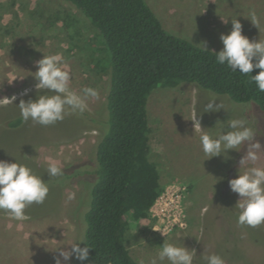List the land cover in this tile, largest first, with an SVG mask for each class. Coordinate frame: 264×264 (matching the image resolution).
Here are the masks:
<instances>
[{
	"label": "rangeland",
	"instance_id": "obj_1",
	"mask_svg": "<svg viewBox=\"0 0 264 264\" xmlns=\"http://www.w3.org/2000/svg\"><path fill=\"white\" fill-rule=\"evenodd\" d=\"M145 1L165 30L199 47L203 42L207 49L220 51L219 36L231 30L235 19L241 23L243 35L264 40V0ZM252 13L257 27L251 21ZM100 42L87 18L64 0H0V97L16 96L13 104L0 106V160L16 159L49 180L46 200L28 206L26 219H13L0 210V264H55L59 255L55 248L70 249L69 244L81 236L80 216L87 204L90 175L60 184L52 182L57 176L49 177L46 168L55 163L63 170L69 166L91 170L100 130L80 118H68V111L63 120L48 126L31 121L15 128L3 129V125L8 117L20 114V99L36 98L37 81L32 75L35 61L43 54L62 58L59 66L70 73V91L81 95L85 87L96 91V96L86 98V110L98 117L107 88V67L98 61L104 55L103 47L100 52L94 50ZM25 89L29 90L26 95ZM213 96L214 103H222L226 110L203 111ZM147 111L151 157L159 164L162 185L186 187L182 198L185 225L162 236L152 231L150 220L131 223L125 234L131 256L137 262L143 259L144 264H151L154 258L157 264H168L159 261L158 251L163 242H170L195 249L193 264H203V251L218 253L226 264H264V224L256 228L237 225L235 203L239 197L228 183L238 171L264 167V113L251 102H234L187 82L154 88ZM229 118H245L254 130L255 140L261 144L256 165L239 164L247 145L239 151L228 150L226 156L205 159L200 135L215 137L222 124L223 131H228ZM76 261L72 257L66 264Z\"/></svg>",
	"mask_w": 264,
	"mask_h": 264
},
{
	"label": "trees",
	"instance_id": "obj_2",
	"mask_svg": "<svg viewBox=\"0 0 264 264\" xmlns=\"http://www.w3.org/2000/svg\"><path fill=\"white\" fill-rule=\"evenodd\" d=\"M64 1L80 11L100 37L94 50L103 47L98 61L106 64L107 88L98 117L87 110H68V118H80L100 130L93 168L82 171L69 166L52 182L91 177L80 216L81 235L91 248L87 259L76 264H137L127 248L126 231L131 223L149 219V208L164 187L159 164L150 152V92L159 86L193 83L234 102H251L264 113V92L250 78L259 69L245 76L217 63V50L204 51L165 30L145 0ZM22 122L15 114L3 129Z\"/></svg>",
	"mask_w": 264,
	"mask_h": 264
},
{
	"label": "clouds",
	"instance_id": "obj_3",
	"mask_svg": "<svg viewBox=\"0 0 264 264\" xmlns=\"http://www.w3.org/2000/svg\"><path fill=\"white\" fill-rule=\"evenodd\" d=\"M225 23L228 20L222 19ZM251 21L256 26L255 14H251ZM231 30L221 33L219 39L223 47L215 52V60L221 65H227L232 72H239L245 76L252 73L254 68L259 69L255 75H250L259 91L264 92V40H250L242 34V25L239 20H231ZM257 27V26H256ZM202 50L208 51L206 43L202 42ZM59 55H45L35 61L36 71L34 79L37 81L34 88L37 90L35 99H20L17 105L20 117L24 122L31 121L34 124L48 126L64 119L67 111L83 113L86 108V98L96 96L97 93L90 87L82 89V95L69 89L70 73L62 69ZM15 78L11 79V83ZM48 90L39 94L40 90ZM29 90H24V95ZM50 93V94H48ZM16 96L0 97V106L13 104ZM216 97L210 98L204 105L203 111H218L225 109L222 103H214ZM226 110V109H225ZM195 122L199 124L195 116ZM194 121V120H193ZM200 126V124H199ZM201 128V127H200ZM228 131L222 129L215 137L202 133L199 137L205 159L215 156L227 155L228 150L239 151L242 145H247L246 156H243L239 164L251 162L256 165L259 160L257 149H261L259 141L255 140L254 130L248 126L245 118H229L227 120ZM49 177L63 175V169L55 163H49L46 168ZM231 191L238 194L235 203L237 209V225L239 227L256 228L264 224V167L251 166L235 178L228 181ZM49 192V187L42 176L35 174L25 164L0 160V210L8 213L13 219H26L25 209L32 204H43ZM79 242H84L80 247ZM70 249H55L59 255L55 257V264H66L70 258L75 257L84 261L89 255V247L85 237L81 235L76 241L70 243ZM62 258V259H61ZM196 258V250L174 243L163 242L158 251V259L168 264H193ZM203 264H226L225 259L214 252L203 251L200 254ZM137 264H144L139 259ZM151 264H157L154 258Z\"/></svg>",
	"mask_w": 264,
	"mask_h": 264
},
{
	"label": "built area",
	"instance_id": "obj_4",
	"mask_svg": "<svg viewBox=\"0 0 264 264\" xmlns=\"http://www.w3.org/2000/svg\"><path fill=\"white\" fill-rule=\"evenodd\" d=\"M186 187L179 183H171L157 196L149 208L151 229L157 234L165 235L174 228H182L185 225V216L182 206V198Z\"/></svg>",
	"mask_w": 264,
	"mask_h": 264
}]
</instances>
